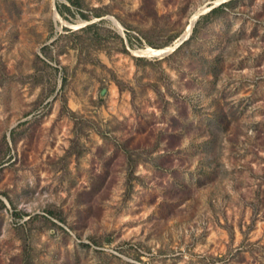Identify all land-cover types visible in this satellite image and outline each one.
<instances>
[{
  "label": "rangeland",
  "instance_id": "obj_1",
  "mask_svg": "<svg viewBox=\"0 0 264 264\" xmlns=\"http://www.w3.org/2000/svg\"><path fill=\"white\" fill-rule=\"evenodd\" d=\"M73 1L0 0V264H264V0Z\"/></svg>",
  "mask_w": 264,
  "mask_h": 264
},
{
  "label": "bare ground",
  "instance_id": "obj_2",
  "mask_svg": "<svg viewBox=\"0 0 264 264\" xmlns=\"http://www.w3.org/2000/svg\"><path fill=\"white\" fill-rule=\"evenodd\" d=\"M200 12H197L191 19L190 21V25L188 26L186 32L184 33V35L176 42L175 45H177L182 39L184 38H187L192 29H193V26H194V23L195 21L197 20L198 16H199ZM55 18H59L58 14H55ZM113 21L115 22V24L117 25V27L120 29L123 28L122 25H120L115 19H113ZM121 31V30H120ZM174 49V46H170V47H167L165 49H160V50H157V49H153V48H148L147 50H144V51H140V53H143V54H146L148 56H163L165 55L166 53L172 51Z\"/></svg>",
  "mask_w": 264,
  "mask_h": 264
},
{
  "label": "water",
  "instance_id": "obj_3",
  "mask_svg": "<svg viewBox=\"0 0 264 264\" xmlns=\"http://www.w3.org/2000/svg\"><path fill=\"white\" fill-rule=\"evenodd\" d=\"M111 19V18H110ZM121 30V32H123V28L122 29H120ZM192 32V31H191ZM190 35H191V33H190ZM190 35L187 37V38H184V39H182L176 46H175V49H177L180 45H182L185 41H187L188 39H189V37H190Z\"/></svg>",
  "mask_w": 264,
  "mask_h": 264
},
{
  "label": "trees",
  "instance_id": "obj_4",
  "mask_svg": "<svg viewBox=\"0 0 264 264\" xmlns=\"http://www.w3.org/2000/svg\"><path fill=\"white\" fill-rule=\"evenodd\" d=\"M70 1H72L73 3H75V1H73V0H70Z\"/></svg>",
  "mask_w": 264,
  "mask_h": 264
}]
</instances>
